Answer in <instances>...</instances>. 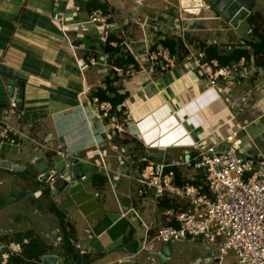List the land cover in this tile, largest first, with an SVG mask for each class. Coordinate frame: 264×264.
Here are the masks:
<instances>
[{
    "label": "crops",
    "instance_id": "1",
    "mask_svg": "<svg viewBox=\"0 0 264 264\" xmlns=\"http://www.w3.org/2000/svg\"><path fill=\"white\" fill-rule=\"evenodd\" d=\"M186 1L0 0V120L6 114L9 86H18L20 116L11 125L23 134L16 136L18 145L0 141V233L6 240H17L18 234L31 240L27 234L31 232L47 244L45 255L64 257L57 263L62 264L64 229H71L75 250L82 254L71 264H137L141 253L154 244L159 245L160 261L172 262V244L165 259L159 254L165 245L156 240L130 248L140 241L143 222L152 226L154 235L166 223V209L185 205L179 199L155 205L151 194L139 195L138 171L148 162L163 161L177 170L178 184L199 183L200 172L186 163L202 148L236 146L240 132L249 134L250 125L254 136L264 135L262 68L216 87L194 65L189 66L186 49L177 50L178 62L164 71L145 61L142 49L155 39L183 43L178 22L184 18L189 29L186 37L199 58L207 59L208 46L225 54L244 48L249 51L243 55L247 66L256 65L247 33L256 21L247 18L236 29L206 5L205 15L195 18L190 8L185 10ZM95 9L110 15L109 24L87 22ZM260 29L264 32L261 24ZM114 54L122 65L114 61ZM91 57L99 62L92 64ZM130 65L137 70L132 75L113 69ZM100 88L114 101L106 100L113 106L106 118L91 102ZM113 121L122 130L111 127ZM260 148L257 152H262ZM59 150L67 156L61 157ZM39 157L51 163L60 158L65 167L76 157L85 176L70 182L69 192L64 193L67 186L57 190L40 179L35 164ZM6 161L13 166L2 165ZM14 204H23L25 210H14ZM55 230L57 239L50 236ZM188 240L207 244L199 238ZM223 257L212 251L193 264L215 259L225 264ZM151 261L156 260L151 257Z\"/></svg>",
    "mask_w": 264,
    "mask_h": 264
},
{
    "label": "built area",
    "instance_id": "2",
    "mask_svg": "<svg viewBox=\"0 0 264 264\" xmlns=\"http://www.w3.org/2000/svg\"><path fill=\"white\" fill-rule=\"evenodd\" d=\"M206 7L209 8L210 5ZM109 18L110 15L103 9H95L87 22L107 25ZM179 21V36L188 53L185 59L190 63L189 66L194 65L207 77L210 86L218 87L237 76L246 77L252 71L258 70L257 64L247 66L245 56L231 64H221L217 58H199L186 39L189 30L185 19L180 18ZM252 32L251 28L247 33L250 36ZM157 40L146 44L142 53L153 66L164 71L177 63L178 58L168 46ZM125 44L131 49L127 41ZM90 60L92 64L99 62L94 57ZM113 69L127 75L137 72L134 65L127 69L113 66ZM9 88L11 93L6 114L0 120V141L18 145L16 136L23 134L11 125V120L20 116V89L15 85H10ZM91 102L100 111L101 117L111 116L113 106L110 101L93 96ZM111 127L122 130L114 121ZM228 139L233 140V136ZM58 153L61 157L67 156L65 151L59 150ZM186 164L200 172L201 182L178 184L175 181L177 170L172 164L163 161L148 162L138 171L136 178L139 182V195L151 194L155 205L165 199H179L185 202V205L178 209H166V223L160 226L154 235H151L152 226L141 221L144 225L138 236L142 245L154 240L169 245L174 240L184 238H199L207 244L222 240V255L234 251L238 264H264V154L257 152L254 156L243 158L233 143L224 149L211 145L202 148L199 154ZM61 177H64V172L51 170L47 183L53 185ZM132 211L142 220L135 209ZM28 243L29 238L22 241L6 240L4 234L0 233L1 264H7L11 255H24V246ZM88 251L86 249L83 252Z\"/></svg>",
    "mask_w": 264,
    "mask_h": 264
},
{
    "label": "rangeland",
    "instance_id": "3",
    "mask_svg": "<svg viewBox=\"0 0 264 264\" xmlns=\"http://www.w3.org/2000/svg\"><path fill=\"white\" fill-rule=\"evenodd\" d=\"M255 1H256L255 7L252 10L253 14H255V21L260 23L262 26V30H264V0H255ZM200 2H201V0H187L186 2H184L185 10L190 8L191 11L195 14V15L193 14L194 15L193 17H195V18L203 17L206 13L204 10L205 6H203V5H208V4H204V3H200ZM261 9H263V10H261ZM184 13H185L184 16H187V17L189 15H192L189 12H184ZM149 25H151V22L149 23ZM151 26H154V25L152 24ZM149 28L154 29L153 27H150V26H149ZM186 39L189 41L190 40L189 36ZM145 61H147V57H145ZM254 129H255L254 126L250 125L248 127L249 134L248 133L246 134V133L241 131L240 136H239L240 139L239 138L236 139L235 144L237 146L238 153L243 158L249 157V156H254L257 152V146H260V145H261L260 149L262 150V152L264 154V135L261 137H259L258 135L254 136V132H253ZM250 134L252 136H250ZM252 139H256V142H258V143L257 144L253 143ZM54 163H56L55 164L56 169H60V170L63 169L64 170L65 162L63 160H61L60 158H56L54 160ZM28 172H32V171L29 170ZM25 186H27V185H25ZM20 189H22V187ZM69 189H70V186H67L66 190L63 192L68 193ZM17 190H19V188ZM63 192L60 191L59 193H63ZM10 198H11V195L6 197L7 200ZM13 209L17 210V211H23V210H25V207L23 204H14ZM50 216H51V214L47 217L48 219H46V217H43V216L41 218L43 220L46 219L47 221H51L50 219L52 216L51 217ZM47 221H45V222H47ZM55 226H56V228H58V226H59L58 221L55 224ZM56 232H57V230H55L54 233L50 232V236L54 237V238L56 237V239H57V236H56L57 233ZM60 236H62L61 233H60ZM54 238H49V240L52 241V240H54ZM170 244H172L174 256H173L172 262H170L169 264H193V260L197 261V260H199V257L202 259H205L206 256H209L212 254V251H214L216 256H218L219 254H221V252H222L221 249L223 246L222 240H219V241H216L213 243H209V244H205V243L200 242V240L190 241L186 238L174 240ZM157 247H159V245L154 244V245H152V247L150 249H148L150 251H148V250L143 251L141 253L140 258L138 259L137 264H151L152 263L151 257H153L156 260L155 264H163L160 261V258L157 256V254H158V252H157L158 248ZM151 251H153V254H150ZM223 259H224L223 261L225 264H238V258L236 256V254L234 253V251H229L228 253H225ZM204 263L205 264H218V260L215 259V260H213L212 263H209V262L207 263L206 261H203V264Z\"/></svg>",
    "mask_w": 264,
    "mask_h": 264
},
{
    "label": "trees",
    "instance_id": "4",
    "mask_svg": "<svg viewBox=\"0 0 264 264\" xmlns=\"http://www.w3.org/2000/svg\"><path fill=\"white\" fill-rule=\"evenodd\" d=\"M248 21L250 23H254L255 21V14H251L248 17ZM253 32L251 37L248 39V43L251 45L253 53L255 55V62L258 65V67L262 68L264 70V32L260 29V24L256 23L253 24ZM179 40V39H178ZM163 44L168 46L173 53H175L177 50H183L185 49L183 46L182 41H174L173 38L171 39H163ZM206 57L207 58H218L219 62L221 64H231L235 61L239 60L241 56L248 55L249 51L244 48H236L232 54H225L221 53L219 49L216 46H208L206 47ZM120 49V48H118ZM114 51V50H113ZM116 54V53H115ZM114 54L115 58L114 61L120 65H122V61L120 58ZM132 59L133 57H128L126 60ZM260 71V69H259ZM264 74V73H263ZM108 91H115V89L108 87ZM95 94L101 99V100H111V102H114L111 97H109L107 90L100 88ZM113 113V111H112ZM163 201H170L168 199H165ZM57 213L62 215L60 210H55ZM66 225V224H65ZM65 232V251L62 252V254L65 256V260L62 264H71L72 261H75L77 259H80L82 257V254L76 252L71 229H64ZM28 236L31 237L30 243L27 244L24 247V255H11L8 259L7 264H21L23 262H27V264H44L42 259L43 256L49 252L48 246L45 242H43L40 238L32 236L33 233L28 232ZM25 235H17L14 238L18 241H22ZM32 253V254H31ZM26 257H30L31 259L27 260Z\"/></svg>",
    "mask_w": 264,
    "mask_h": 264
},
{
    "label": "water",
    "instance_id": "5",
    "mask_svg": "<svg viewBox=\"0 0 264 264\" xmlns=\"http://www.w3.org/2000/svg\"><path fill=\"white\" fill-rule=\"evenodd\" d=\"M210 7H212L217 13L220 14L221 19L227 21L232 27L239 28L240 25L243 23L244 20L248 18L250 13L255 7L256 1L255 0H207ZM12 82V81H11ZM13 83V82H12ZM15 84V82L13 83ZM35 164L39 169L41 175L40 179L47 181L48 177L51 173V170H58L64 172V177L58 178L54 182V186L57 190H62L66 187L70 181L75 183L81 177L85 176L84 168L82 166V161H80L76 157H72L64 168V170L56 169L55 164L51 162H46L43 158L39 157L35 160ZM2 165H7L8 167H12L11 163H2ZM18 166L15 165L14 169H17ZM141 245L139 240H136L130 245V248L133 247V250L138 248ZM171 251L170 245H165L161 249L160 257L165 259V257L169 256ZM86 256V255H85ZM64 257H60L55 254L51 255H44L43 256V263L44 264H57L58 262H62ZM75 264H82L81 261H76Z\"/></svg>",
    "mask_w": 264,
    "mask_h": 264
}]
</instances>
